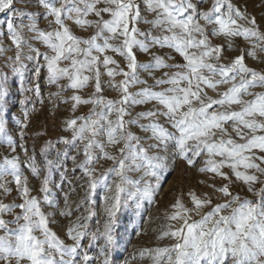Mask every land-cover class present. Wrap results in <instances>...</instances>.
<instances>
[{
  "label": "snow or ice",
  "instance_id": "6c2138e0",
  "mask_svg": "<svg viewBox=\"0 0 264 264\" xmlns=\"http://www.w3.org/2000/svg\"><path fill=\"white\" fill-rule=\"evenodd\" d=\"M18 2L0 0V147L7 149L0 153V264H116L123 212L155 203L162 176L178 160L207 176L198 183L209 191L190 190L186 203L181 190L156 237L174 243L143 249L140 258L264 264V20L234 0H35L31 7L39 12L17 9ZM226 51L238 54L225 57ZM13 78L22 119L10 117ZM106 84L116 98L104 95ZM51 87L57 91L48 99L71 101L73 118L64 122L70 135L43 142L41 169L25 132L35 103H44L43 89ZM89 87L87 97L79 94ZM138 107L144 110L133 115ZM52 150L56 156L48 158ZM65 160L87 181L75 208L76 189L63 192ZM101 161L110 166L98 171ZM25 168L38 186L30 185ZM53 185L63 192L62 209ZM237 185L247 195L233 191ZM13 191V201L4 203ZM45 207L68 220L61 226L70 243L53 231L56 213Z\"/></svg>",
  "mask_w": 264,
  "mask_h": 264
},
{
  "label": "rangeland",
  "instance_id": "374dc122",
  "mask_svg": "<svg viewBox=\"0 0 264 264\" xmlns=\"http://www.w3.org/2000/svg\"><path fill=\"white\" fill-rule=\"evenodd\" d=\"M234 2H238L241 5H245L247 10L250 14L256 16L258 21L264 20V0H234ZM35 3V0H22V2L16 3L14 6L17 9L27 12H39L42 11L38 7H31V5ZM46 22L41 21L40 27H45ZM142 29H146V25H140ZM78 35H86L85 33L77 32ZM214 44L220 43H227L226 41L220 39H214ZM241 47L246 46V42L242 40L237 41ZM10 42L7 38H4V46H9ZM40 47V45H36ZM42 51L44 49H41ZM236 52H228L224 53L225 57L237 55ZM8 55H13L12 52L8 53ZM141 62H146L147 57L141 55L140 57ZM224 62L226 63L227 60L225 59ZM4 61L0 59V66H2ZM247 63L250 66L258 67L250 58L247 59ZM4 72H8L11 76V73L8 68L2 69ZM107 77H104L105 82L107 81ZM118 80L120 78H117ZM151 82V81H150ZM10 84V95L8 97L9 101V108H10V117L16 116L22 117V111L18 104V100L21 98L19 95V82L18 78H13L9 82ZM92 88L89 87L83 92L79 93L80 95L87 97L91 92ZM259 91V89H257ZM55 92L57 89L55 87L51 88H44L42 95L44 97L43 105L39 104L38 102L35 103V107L37 111L31 115L29 127L25 132V144L26 147L29 149V154H32L33 146H35L36 150V158L38 167L43 169V157L40 155V149L44 141L46 140H53L55 141L58 137L68 136L70 133H66L63 131L65 126L64 122L68 119L73 118V115L70 111L71 109V101L67 104L59 103L58 100H49L48 99V92ZM135 91V89H133ZM73 93L68 91L64 93L62 99L69 98ZM213 95V93H209ZM104 95L108 96L109 98H116V93L114 91H109L107 84L105 85ZM28 109L33 107L32 103L27 105ZM91 106H80L75 113V115H83L86 114ZM143 108H135L132 109L133 115L137 111H142ZM127 119V118H126ZM146 123V122H145ZM10 133L18 140L17 136V129L15 126V122L10 119L9 122ZM133 132L138 135H144L138 129L132 128ZM40 133H47V135H39ZM57 148H63V145H57ZM7 149L4 147H0V153L6 152ZM19 152V149H18ZM75 154V153H72ZM56 151L52 150L48 154V158H55ZM24 157L21 153V160L23 161ZM79 159V158H78ZM65 164L68 168L67 172V180L65 181L63 192H68L70 188L76 189V194L70 196V200L73 202V208H75V202L79 198V196L83 195V188L81 185L86 186V177H83L82 172L77 169L75 172L72 171L73 164L71 160H65ZM110 166V162L101 161L100 165H97L98 171H102L104 168ZM202 166L201 164H197V167ZM23 167V165H22ZM25 174L29 176L30 185L36 187L39 185L40 181L31 176L28 170L24 169ZM11 180V177L8 178ZM42 179V176H41ZM207 176H201L197 173L196 168H188L183 161H176L175 164H170L169 168L165 171L164 175L162 176L161 180V189L157 196L155 197V203L149 204L145 203V205L136 212L133 208L125 209L121 216L120 226L118 228V237H119V245L115 254L116 264H124L125 260L129 261V264H151L150 259L145 256V258H140V252L146 248H153L157 246H164L170 243H174V241L170 240H162L157 241L156 237L161 230V226L165 225L167 221L164 218V214L166 211L170 212L171 208L170 205L174 202L177 195L183 191L185 194V202L187 203V193L192 190L197 193V195H201L202 193L209 191L204 185L198 183L200 180H207ZM54 180L59 181V173L54 172ZM67 181H71V185L68 184ZM13 187L14 185H10ZM241 186L237 185L233 191H240ZM100 190H98L99 192ZM53 192L55 193L56 199L59 202V206L62 209L64 207L63 201V192L60 190L55 189L53 185ZM36 194L35 192L33 193ZM240 194L247 195L245 191H240ZM16 196L15 191H13L11 196H8L4 199V203H11L13 198ZM2 198V197H0ZM249 198H253L249 196ZM254 199V198H253ZM19 200H16V203H19ZM99 207V205H97ZM45 212H54L56 215L53 219L56 223H52L50 226L52 227L53 231H55L61 239H65V231L61 225H67L68 220L64 219L59 216V209H53L49 207L44 208ZM5 219H11L10 216H5ZM75 219V215L72 217ZM100 219H103V216H100ZM93 229L96 227L95 220L92 222ZM142 233L137 235V233ZM87 243V241H85ZM95 249H93V253L95 254ZM135 256L136 258L133 259L132 257Z\"/></svg>",
  "mask_w": 264,
  "mask_h": 264
},
{
  "label": "water",
  "instance_id": "95a60500",
  "mask_svg": "<svg viewBox=\"0 0 264 264\" xmlns=\"http://www.w3.org/2000/svg\"><path fill=\"white\" fill-rule=\"evenodd\" d=\"M3 18V16H0V19H2Z\"/></svg>",
  "mask_w": 264,
  "mask_h": 264
}]
</instances>
